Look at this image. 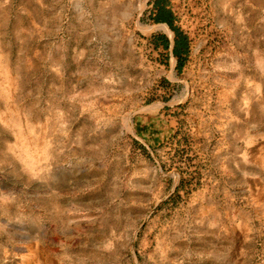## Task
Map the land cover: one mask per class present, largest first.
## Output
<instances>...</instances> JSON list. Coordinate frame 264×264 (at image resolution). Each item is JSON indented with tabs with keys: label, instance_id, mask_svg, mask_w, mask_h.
I'll use <instances>...</instances> for the list:
<instances>
[{
	"label": "rangeland",
	"instance_id": "1",
	"mask_svg": "<svg viewBox=\"0 0 264 264\" xmlns=\"http://www.w3.org/2000/svg\"><path fill=\"white\" fill-rule=\"evenodd\" d=\"M0 264H264V0H0Z\"/></svg>",
	"mask_w": 264,
	"mask_h": 264
},
{
	"label": "trees",
	"instance_id": "2",
	"mask_svg": "<svg viewBox=\"0 0 264 264\" xmlns=\"http://www.w3.org/2000/svg\"><path fill=\"white\" fill-rule=\"evenodd\" d=\"M157 15L155 17V21L157 23H164L167 24L171 28L172 24V18L169 11H165L166 4H157ZM163 46L167 48V42L162 39ZM187 52V46L185 42V38L183 41L179 44H176L173 48V54L177 56V58H180L182 55H185ZM183 66V60L178 62V68H181Z\"/></svg>",
	"mask_w": 264,
	"mask_h": 264
},
{
	"label": "crops",
	"instance_id": "3",
	"mask_svg": "<svg viewBox=\"0 0 264 264\" xmlns=\"http://www.w3.org/2000/svg\"><path fill=\"white\" fill-rule=\"evenodd\" d=\"M165 37H166V39H167V41H166V39H164L166 42H167V48L166 47H164L163 46V43H162V38H161V40L160 41H158L159 43H156V47L158 46V47H162L163 49H168L169 48V46H170V41H168L169 39H168V37H167V35H165ZM182 42V41H181ZM181 42H178V39H176V44H179V43H181ZM175 47V46H174ZM172 55V54H171ZM175 56V55H174ZM176 57V59H178L177 58V56H175Z\"/></svg>",
	"mask_w": 264,
	"mask_h": 264
},
{
	"label": "bare ground",
	"instance_id": "4",
	"mask_svg": "<svg viewBox=\"0 0 264 264\" xmlns=\"http://www.w3.org/2000/svg\"><path fill=\"white\" fill-rule=\"evenodd\" d=\"M156 28L162 29V30L166 31L167 33H169V30L167 29V27H166V26L159 25V26H158V27H156Z\"/></svg>",
	"mask_w": 264,
	"mask_h": 264
}]
</instances>
